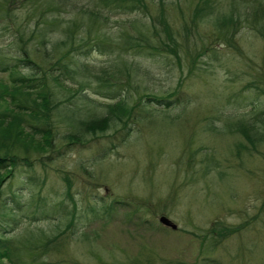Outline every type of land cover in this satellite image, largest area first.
Here are the masks:
<instances>
[{"label":"rangeland","instance_id":"rangeland-1","mask_svg":"<svg viewBox=\"0 0 264 264\" xmlns=\"http://www.w3.org/2000/svg\"><path fill=\"white\" fill-rule=\"evenodd\" d=\"M151 1L155 12L156 4ZM196 1L165 0L174 29L187 24L191 34L197 32L195 45L188 48L182 41L191 54L211 43L216 46V55L203 54L190 74L184 53L180 64L171 55L120 56L92 51L80 57V62L113 73L115 57L133 64L138 71L130 86H123L114 99H104L89 90L94 104L75 97L72 92L76 86L66 78L67 74L58 70L46 75L49 98L54 95L58 105L71 103L70 108L80 107L75 110L81 116L94 112L99 115L104 110L99 104L115 103L120 98L128 99L133 107L144 88H148V94L163 93L176 100L169 110L145 101L135 108L127 124L114 121L110 129L95 137L75 130L62 107L56 114L53 112L55 149L59 148L60 153H52V160L44 159L45 172L39 167L35 171L37 182L44 179L38 195L40 204L50 210L46 221L35 223L56 222L57 217L50 215L56 208L63 223L72 216V202L66 197L61 179L67 174L72 180L80 231L74 235L68 254L61 257L72 256L81 264H264V141L254 149L238 131L241 124L249 122L250 115L264 112V41L248 26L236 32L232 48L214 41L212 28L205 23L192 28L190 18ZM213 1L223 3L228 11L240 12L241 16L244 13L239 0ZM13 41L8 23L0 24V48L15 55L17 43ZM24 73L30 74V70ZM9 77L7 72H0V84ZM90 78L95 86L96 78ZM69 132H75L77 141L80 137L87 141L66 145ZM29 151L33 154V150ZM101 197L103 201L97 202ZM113 197L132 204L110 211L107 206ZM140 197L150 199L151 212H135L130 217ZM160 215L175 223L177 230L160 225ZM214 221L242 228L236 234H226L209 255L204 241ZM84 233L89 242L77 239Z\"/></svg>","mask_w":264,"mask_h":264},{"label":"trees","instance_id":"trees-1","mask_svg":"<svg viewBox=\"0 0 264 264\" xmlns=\"http://www.w3.org/2000/svg\"><path fill=\"white\" fill-rule=\"evenodd\" d=\"M232 2L235 3L234 0ZM239 3L244 5L242 16L240 12L228 11L223 3L197 0L190 18L192 28L205 23L212 28L214 41L227 44L229 48L234 46L235 34L243 26L253 29L264 41V0H239ZM155 4L154 12L151 0H0V24L8 23L13 42L15 45L17 43L15 55L10 54L8 49L0 48V72H7L10 76L6 83L0 84V264H81L72 256L68 259L61 257L68 254L74 235L80 231L77 230L79 218H76L77 206L72 197V180L67 174L61 179L65 182L66 197L72 202V216L67 223H63L61 213L56 208L50 214L51 218L57 217L56 222L48 225L35 223L46 221L45 217L50 211L40 204L38 195L44 186V179L37 182L35 171L39 167L45 172L44 159L52 160L51 154L59 151V148L55 149L51 123L53 112L56 114L62 107L75 130H84L95 137L110 129L114 121L128 122L135 108H140L145 101L165 110H169L176 101L163 93L148 94V88H144L143 93L138 94L140 97L135 98L137 101L133 107L129 106L128 99L120 98L104 106L97 102L99 107L104 108L99 115L94 112L81 116L75 110L80 107L70 108L71 103L58 105L54 95L49 98L45 83L47 74L58 70L64 76L67 74L66 78L76 86L72 92L75 97L94 104L88 96L89 90L104 99H114L123 86H130L132 77L138 76V71L133 64L125 63L124 59L117 61L115 57L113 73L80 62V57L92 51L120 56L155 53L165 58L171 55L180 64L184 53L189 62V74L195 71L196 63L203 54L216 55L214 43L191 54L182 41L188 48L195 45L197 32L191 34L187 24L181 29H174L168 18L165 0H153ZM208 21L212 25L209 26ZM199 41L203 43L201 34ZM28 70L30 74L24 73ZM90 77L96 78L93 80L95 86ZM84 93L86 96H83ZM262 115L264 112L257 116L250 115L249 122L241 124L238 129L254 149L255 145L264 141ZM39 135L41 139L38 140L36 136ZM65 138L68 140L66 145L87 141L80 140L81 137L77 141L75 132H69ZM102 201L101 197L97 202ZM131 204L126 199L113 197L107 207L112 211L116 206L127 207ZM134 204L135 207L128 214L130 217L135 212H151L152 202L148 198H137ZM89 211L92 213L93 208L90 207ZM139 221L143 223L142 218ZM241 228L219 221L212 222L206 230V241L202 238L208 244L207 254L215 252L226 234H236ZM77 239L89 242L85 233ZM56 254L59 257H55ZM205 259L213 261L209 257Z\"/></svg>","mask_w":264,"mask_h":264},{"label":"water","instance_id":"water-1","mask_svg":"<svg viewBox=\"0 0 264 264\" xmlns=\"http://www.w3.org/2000/svg\"><path fill=\"white\" fill-rule=\"evenodd\" d=\"M158 220L162 225L170 227L173 230L177 228V226L169 218H167L164 215L160 216Z\"/></svg>","mask_w":264,"mask_h":264}]
</instances>
